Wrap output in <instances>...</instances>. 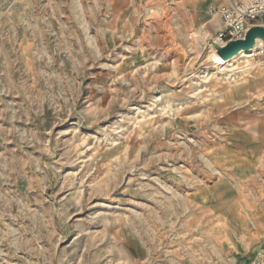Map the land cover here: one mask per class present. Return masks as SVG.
Wrapping results in <instances>:
<instances>
[{
	"label": "rangeland",
	"instance_id": "rangeland-1",
	"mask_svg": "<svg viewBox=\"0 0 264 264\" xmlns=\"http://www.w3.org/2000/svg\"><path fill=\"white\" fill-rule=\"evenodd\" d=\"M230 1L0 0V264L262 252L264 55L215 63Z\"/></svg>",
	"mask_w": 264,
	"mask_h": 264
},
{
	"label": "built area",
	"instance_id": "built-area-1",
	"mask_svg": "<svg viewBox=\"0 0 264 264\" xmlns=\"http://www.w3.org/2000/svg\"><path fill=\"white\" fill-rule=\"evenodd\" d=\"M223 30L216 36L217 46L230 41L242 40L254 25L264 27V0H234L221 9ZM255 55H264V44H260ZM250 264H264V249Z\"/></svg>",
	"mask_w": 264,
	"mask_h": 264
},
{
	"label": "water",
	"instance_id": "water-1",
	"mask_svg": "<svg viewBox=\"0 0 264 264\" xmlns=\"http://www.w3.org/2000/svg\"><path fill=\"white\" fill-rule=\"evenodd\" d=\"M258 39L264 44V27L254 25L248 29L244 39L230 41L222 47L215 45L216 53L223 61H227L240 52L251 50Z\"/></svg>",
	"mask_w": 264,
	"mask_h": 264
},
{
	"label": "bare ground",
	"instance_id": "bare-ground-1",
	"mask_svg": "<svg viewBox=\"0 0 264 264\" xmlns=\"http://www.w3.org/2000/svg\"><path fill=\"white\" fill-rule=\"evenodd\" d=\"M263 44L261 40H256L254 47L249 50L248 52H240L239 54H237L236 56L232 57L231 59L227 60V61H223L216 53L215 50L212 51L213 57H214V61L216 64H218L220 67H223L226 63H228L229 61H231L232 59L236 58L237 56L244 54L247 56H250V54L260 45Z\"/></svg>",
	"mask_w": 264,
	"mask_h": 264
},
{
	"label": "crops",
	"instance_id": "crops-1",
	"mask_svg": "<svg viewBox=\"0 0 264 264\" xmlns=\"http://www.w3.org/2000/svg\"><path fill=\"white\" fill-rule=\"evenodd\" d=\"M232 1H234V0H231L230 2H232ZM230 2H229V4H230ZM188 4H190V0H187V5ZM228 4V5H229ZM227 6V5H226ZM185 7V9H186V11H188V6H184ZM256 128L258 129V131L260 132V134H258V136H257V140L259 139L261 142H263L264 143V124H261V123H257V126H256ZM251 136H244L243 137V139L245 140L246 138H247V140L248 139H251L250 138ZM260 144V143H259Z\"/></svg>",
	"mask_w": 264,
	"mask_h": 264
}]
</instances>
